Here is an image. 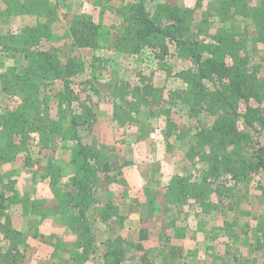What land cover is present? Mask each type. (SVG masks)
I'll list each match as a JSON object with an SVG mask.
<instances>
[{
    "label": "rangeland",
    "instance_id": "rangeland-1",
    "mask_svg": "<svg viewBox=\"0 0 264 264\" xmlns=\"http://www.w3.org/2000/svg\"><path fill=\"white\" fill-rule=\"evenodd\" d=\"M35 1L38 5L32 13L0 16V134L2 127L12 129L13 114L25 110V116L19 117L17 127L8 134L16 148L9 149L0 160V190L11 199L5 216L0 218V228L9 223L19 234L17 240L9 239L15 243L10 254L9 241L0 234V264L12 259L11 264H102L103 246L111 250L121 246L122 264H137L143 253L135 250L141 227L148 230L149 240L142 244L151 264H253L254 260L264 264V232H256V236L250 228L251 224L255 232L257 226H264V196L258 195L251 183L225 181L226 189L218 203L223 206V215L212 210L203 213L198 205H192L193 201L176 204L173 197H165L176 175L196 182L205 170L197 162L202 151L192 150L197 148L193 141L196 132L210 130L214 120L204 111V104L190 117L179 106L171 107L172 120L167 124L155 117L159 108H154L156 113L150 117L139 95L131 93L132 84L141 86V79L153 78L152 102L160 104L162 96L169 97V92L183 88L176 75L188 65L171 54L178 49L177 44L225 33L229 34L228 53L234 59L239 56L246 60L248 69L255 66L256 76L264 84V43L253 42L256 27L249 17L250 13L262 15L264 0H220L225 10L220 15H213L210 8V2L216 0ZM2 2L0 12L8 8ZM140 3L152 18H162L166 8L175 7L191 11L194 20L189 16L183 19V33L176 34L174 28L172 32L167 30L173 21L163 19L162 34L152 35L141 44L135 38L138 48L134 42L116 46ZM155 6L160 10L158 15ZM82 20L95 27L94 48L78 46L71 35V28ZM37 27L35 43L24 44ZM38 53L50 55L60 65L71 64L63 80L69 82L70 94L61 80L44 81L42 86L34 80L33 90L38 93L29 103L16 94L7 95L5 89L12 86V75L20 76L29 62L40 63L38 56H31ZM159 55L162 57L157 59ZM129 81L125 90L117 91ZM203 83L212 90L211 82ZM58 93L66 99L61 101ZM81 103L90 107L91 117L74 123V116L79 119L81 114ZM43 121L59 131L40 135L35 129ZM253 123L254 131H246L249 152L255 160L259 148L264 154V132L259 131L257 122ZM5 147V140L0 139V148ZM79 147L91 150L92 155L99 153V161L117 163L112 173L116 179L105 183L100 163L91 158L87 162L89 170L83 159L75 164L72 158ZM236 148L232 145L229 152ZM248 180L264 184V171L250 174ZM88 193L92 197L83 209L82 196ZM212 200L217 202L215 196ZM107 203L114 204L124 216L121 226L115 218H101L99 211ZM229 205L234 211H228ZM78 206L81 209H68ZM72 216L80 223L75 233L67 224ZM225 222L236 223L233 230L237 239H226L221 230ZM178 246L181 251L170 260V250ZM226 247L229 255L224 254Z\"/></svg>",
    "mask_w": 264,
    "mask_h": 264
},
{
    "label": "trees",
    "instance_id": "trees-1",
    "mask_svg": "<svg viewBox=\"0 0 264 264\" xmlns=\"http://www.w3.org/2000/svg\"><path fill=\"white\" fill-rule=\"evenodd\" d=\"M2 1L3 0H0V2ZM144 1L146 0H142V2ZM219 1L220 0H216L212 3L210 2L211 10L214 9L212 10L213 15H220L223 14L220 12H225V10L220 7L221 5ZM2 3L5 4L6 7L8 6V8L6 11L0 12V16L3 14H29L32 13L33 8L38 5L36 4L37 2L35 0H4ZM261 6L262 15L250 13L249 16L252 20V23L256 27V38L253 40V42L257 43H264V3H262ZM156 9L157 7L155 8L154 13L158 15L160 10L157 11ZM136 10L137 11L130 16V23L124 30L123 35L119 38V40H117L116 46H119V44L122 43L123 45L133 44L134 40H136L135 38L140 40L138 43H143V40L145 43L146 38H150L152 35L156 37V34H162L164 28H161L160 23L163 21V19H165L167 23L173 21V25H168L167 30L172 32L174 28L176 34L183 33V26L185 23L183 22V19L189 16L190 18L188 19H190V21L194 20L193 16H191V11L188 12V10H180L179 8L175 7L166 8L164 11V16H162V18L159 17L158 19L155 17L152 18L148 12H145V6L143 3H140ZM154 19L156 21H154ZM200 21L205 22L206 19L204 20L201 18ZM94 28L95 27L91 26V24L84 20L78 23L77 26L72 27L71 35L76 44L78 46L84 47H96L97 44L94 42V37L92 36ZM38 30V27L32 29L29 37L24 40V44L29 46L34 44L35 39L38 37ZM228 35L229 34L225 33L223 35L219 34L213 36L210 39L205 38L202 40L191 41L184 40L177 44L178 49L176 52L171 54L182 58V60H184L188 65L185 70L179 72V74L176 75V77H180L181 81L183 82V88L181 90L179 89L177 93L169 90L171 91L168 93L169 97L162 96L163 99L160 101V104L152 102L153 99L151 97V93L154 89L152 83L153 78H146L145 80L141 79L140 82H143L141 86H139L137 83L131 85V93L133 95H139L138 97H140L143 106L148 109L149 116L153 117L152 115L156 113L153 112V109L159 108L155 117H161L167 124H169V121L172 120L170 109L171 107L175 106H179L181 109L180 111L186 112L188 116L189 114L192 115L196 109H202V107H204V111L209 112L210 115L214 117L210 130H198V132H196L194 135L193 140L197 148L193 147L192 150L202 151V154L199 153L200 158H198L199 160H197V162L199 161L198 164H202L205 167V170H202L203 174L196 182H191L190 177L180 178L178 175H176L178 178L174 177L175 182H173L169 187L170 191L165 197H173L172 201L177 202L176 204L189 203V201H193L192 205H198V209H202L203 213H209V211L212 210V212H216V214L218 213L219 215H223L225 213L223 211V206H219L218 203L222 201V191L226 189V182L233 180L235 183L240 181L244 182L245 184L251 183L253 190L258 191V195L264 196V184H261V182L257 181L249 182L248 180V176L250 174L256 172L258 173V171L261 169L264 171V154H262V149L259 148L255 159L256 161L253 159L254 156H251V152H249V139L247 136L249 129L253 131L255 129L253 122H257L259 131L262 130V132H264V108H262L264 99V84L257 78V68L255 66H252L248 69L246 60H241V57L239 56L237 59H234L231 56L232 54L228 53ZM135 43L137 44V42H134V46L138 48L139 45H136ZM31 56L32 58H34V56H38L41 60L40 63L36 61L29 62L25 68L21 69L22 73L20 76L10 74L12 75L11 78L13 79V84L11 87L9 86L5 89L7 95L11 93L16 94L21 100L28 103L32 98L36 97L38 93L33 90L34 80L39 81L40 86L43 85L44 81H63L65 80L67 74L65 69H69V65H71H60L59 61L56 62L54 60L55 58L47 54L44 55V53H38L36 55L32 54ZM161 57L162 56L159 55L157 59ZM37 68L39 71L42 69V71L38 72ZM203 81L211 82V85H213L212 90L208 89L206 85H204ZM14 84H16L15 87ZM63 84L66 88L65 92L70 94V88H68L67 85L69 82L63 81ZM130 84V81L125 82L121 87H119V89H117V91L125 90ZM16 87H18L16 90L13 89ZM223 90H226V92H223ZM58 95L57 96L61 101L66 99L63 94L58 93ZM169 98L170 100H168ZM78 106L81 114L78 117L79 119H76V116H74L72 119L74 123H79L81 120H86L91 117L90 107L83 103L78 104ZM24 116L25 110L24 108H21V111H18L17 114H13L12 129L3 127L1 128L3 133L0 134V139L5 140L6 144L5 148H0L1 161L5 159L6 154L8 155L9 149L14 150L13 148H16L8 134H10L13 129L17 127L18 120L20 119L19 117ZM61 117H64L63 113H61ZM39 121H41V119H39ZM25 123H27V121ZM49 124L51 123H46L43 121V123L35 130H38L39 134L44 133L45 135H52L56 131H59V129H55L54 126L50 128ZM175 129H177L176 125L174 126V130ZM4 134L5 136L3 137ZM232 145H237L238 148L230 153L229 148L232 147ZM89 151L90 152H87L81 147L76 149V153L72 158L73 162L76 164L80 162V159H83L82 163L85 164L86 169L89 170L91 168L90 165H87V162L91 158L94 161L100 163L101 168L99 172L105 175L104 179L107 180L105 183H109V180H115L116 178H114L112 173L118 164H112L107 161H99V153L92 155L91 150ZM196 153L194 155H196ZM190 154L191 153H188L186 157H190ZM248 157L249 160L247 159ZM219 174L221 175L219 178L221 179V182L218 180ZM86 177L88 178V176ZM192 188H194V190ZM67 192H70V188L66 190V193ZM213 196L216 197V203L212 200ZM82 197L83 202L81 206L83 207L84 203L89 201L92 196L88 193ZM9 200L11 199L6 196V192L1 189L0 218L5 216V211L7 205L9 204ZM81 206H78L76 209L68 207V209L72 212L78 208L81 209ZM233 207V205L227 206L228 211H234ZM83 209L85 208L83 207ZM79 212L83 214L85 211L83 212L79 210ZM99 212H101L102 219L115 218L120 226L124 222V216L119 215V210L114 206V204L112 205V203H107L105 208ZM74 215L77 216L78 211H75ZM71 218L74 219H72L70 222H68L69 219H67V224L72 233H75L80 226V223L78 222L79 218L73 216ZM235 225V222L232 224L225 222V224L222 226V231L226 235L227 240L238 238L237 235H234L233 229ZM247 226L248 224L245 227ZM257 229L258 231L256 232L260 231L261 234L264 232V226H257ZM247 230L248 228L243 231L245 236L248 234ZM0 232V234H2L3 237L7 239V241H9L10 250L8 251V254H10L11 249L15 244L14 242L11 243L10 240L12 238L17 240L19 234L11 228L9 223L1 227ZM137 233L138 243L135 245V250L143 252L139 257V262L137 264H151L148 255L145 252V248L142 245V242L149 240L148 230L144 227H141L138 229ZM116 240H118V238ZM225 243H221V245L223 244L222 246L225 247ZM120 247L113 248V250H111L110 248H104L103 246V254L101 255L102 264H122V262L125 260L122 258L124 252L119 250ZM223 250L225 255H229L230 251L227 247ZM176 251H181V248L178 246L170 250V260L175 257ZM9 259H11L10 256ZM12 260H10L8 264H11L14 261ZM231 262L235 263L236 258L232 257ZM244 264L249 263L245 262Z\"/></svg>",
    "mask_w": 264,
    "mask_h": 264
},
{
    "label": "crops",
    "instance_id": "crops-1",
    "mask_svg": "<svg viewBox=\"0 0 264 264\" xmlns=\"http://www.w3.org/2000/svg\"><path fill=\"white\" fill-rule=\"evenodd\" d=\"M262 227V226H261ZM250 228L252 229L251 231H252V234H254V235H256V236H258L259 235V233H256V231L254 232V230H253V228H252V226H251V224H250ZM222 230V229H221ZM220 233L222 234V232L220 231ZM264 238V237H263ZM255 240H257V239H255ZM143 246H144V244H142ZM262 246V245H261ZM145 247V246H144ZM180 247V246H179ZM257 262H258V260H254V263L253 264H257Z\"/></svg>",
    "mask_w": 264,
    "mask_h": 264
}]
</instances>
